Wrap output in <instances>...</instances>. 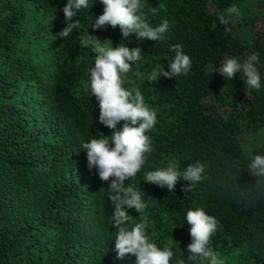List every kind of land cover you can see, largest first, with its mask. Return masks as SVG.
I'll return each mask as SVG.
<instances>
[{
    "label": "trees",
    "instance_id": "trees-1",
    "mask_svg": "<svg viewBox=\"0 0 264 264\" xmlns=\"http://www.w3.org/2000/svg\"><path fill=\"white\" fill-rule=\"evenodd\" d=\"M66 3L0 0V264H136L131 255L116 258L108 182L88 169L81 146L112 134L98 122L99 105L88 94L95 54L81 46L85 32L143 52L132 72L145 78L129 76L158 123L148 133L153 151L125 186L143 192L151 242L169 244L175 264L191 242L187 211L202 208L218 221L212 247L225 264H264V178L248 169L264 155V139L247 153L240 140L264 125V0H147L152 8L163 5L156 15L146 5L151 25L170 23L157 42L123 40L119 28L93 31L103 14L100 0H89L74 18L82 27L61 39ZM233 5L239 17L228 15ZM30 20L38 27L28 30ZM175 44L192 61L189 74L147 82L153 68L168 70ZM252 54L261 88L246 94L242 73L226 81L218 70L229 57L242 62ZM197 161L206 165L207 179L191 193L181 190L183 180L170 193L144 182L148 171L167 163L183 171ZM129 215L130 224L141 222L135 210Z\"/></svg>",
    "mask_w": 264,
    "mask_h": 264
},
{
    "label": "clouds",
    "instance_id": "clouds-1",
    "mask_svg": "<svg viewBox=\"0 0 264 264\" xmlns=\"http://www.w3.org/2000/svg\"><path fill=\"white\" fill-rule=\"evenodd\" d=\"M103 14L95 18L93 31L104 30L109 27L119 28L123 40L134 36L136 41H162L170 29L167 19L153 27L144 9L147 0H100ZM89 6V0H67L61 10L64 15V27L58 36L67 38L74 29L82 27L74 18L81 9ZM149 7V6H148ZM163 5L152 8L151 13L156 15ZM229 16L239 17L240 10L233 5L227 9ZM56 17L53 16L52 20ZM220 24L225 26V32L231 31L229 20L219 17ZM103 42L96 36L85 32L81 39V46L91 49L95 54L94 67L89 76L88 94L95 97L99 105V123L112 130L110 136L93 138L82 143L86 153L87 167L96 170L99 179L108 182L107 198L111 201L114 211L110 218L111 227L115 229V252L117 259L127 255L136 258V264H171L175 255L169 244L163 248L151 242L146 233L147 217L144 215L147 203L142 199V191L131 183L125 186V181H132L146 164L147 154L153 151L152 140L148 135L158 123L157 112L145 103L141 90L129 76L143 80L145 74L139 71L132 72L133 65L143 59L140 47L129 48L119 44L116 47ZM170 52L175 55L170 59L165 71L164 65L147 74L149 83L157 82L161 77L173 79L187 76L191 71L192 61L184 53L180 44L170 46ZM259 63L256 54L249 55L242 62L238 58H227L219 68V74L226 81H232L236 74L242 73L241 79L246 87V94L251 90H260L261 77L257 69ZM128 85L127 87L125 85ZM117 125H121L117 129ZM249 173L253 177L264 178V155H256L248 164ZM204 163L199 161L189 164L183 171L175 164L167 167L150 170L144 177V182L159 188H167L169 193L174 192L178 181L183 180L186 185L182 191L191 193L207 176ZM129 210L139 214L141 222L130 224L134 220ZM186 223L189 226L191 242L187 245L186 256L181 252L175 264H225L221 254L212 247V238L218 231V221L207 214L202 208L188 210Z\"/></svg>",
    "mask_w": 264,
    "mask_h": 264
},
{
    "label": "rangeland",
    "instance_id": "rangeland-1",
    "mask_svg": "<svg viewBox=\"0 0 264 264\" xmlns=\"http://www.w3.org/2000/svg\"><path fill=\"white\" fill-rule=\"evenodd\" d=\"M248 5H250V2L248 3ZM247 6V3L244 5ZM27 29L29 30L32 28H36L38 27L37 23H34L32 20L27 21L26 25ZM93 36H96L100 39L101 42H103L104 40H106V38L104 36H102L101 34H98L96 32L92 33ZM109 45L110 43L107 42ZM264 139V125L261 126L257 131L255 132H244L240 134V140H241V144L243 147V150L247 153L249 150H251L253 147H255L257 144H259L262 140ZM169 165V163L166 164L165 167H167ZM125 261V259H124Z\"/></svg>",
    "mask_w": 264,
    "mask_h": 264
}]
</instances>
